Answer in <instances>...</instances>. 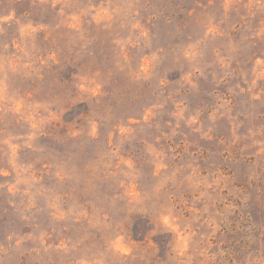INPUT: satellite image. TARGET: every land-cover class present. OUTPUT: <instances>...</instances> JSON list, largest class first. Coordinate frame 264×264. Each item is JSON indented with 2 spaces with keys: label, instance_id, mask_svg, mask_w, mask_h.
I'll use <instances>...</instances> for the list:
<instances>
[{
  "label": "rangeland",
  "instance_id": "obj_1",
  "mask_svg": "<svg viewBox=\"0 0 264 264\" xmlns=\"http://www.w3.org/2000/svg\"><path fill=\"white\" fill-rule=\"evenodd\" d=\"M0 264H264V0H0Z\"/></svg>",
  "mask_w": 264,
  "mask_h": 264
}]
</instances>
